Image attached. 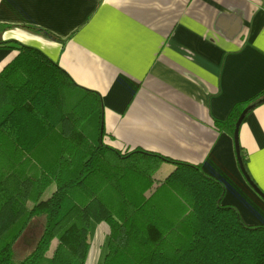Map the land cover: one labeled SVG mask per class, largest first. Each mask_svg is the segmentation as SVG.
Wrapping results in <instances>:
<instances>
[{"label": "trees", "instance_id": "trees-1", "mask_svg": "<svg viewBox=\"0 0 264 264\" xmlns=\"http://www.w3.org/2000/svg\"><path fill=\"white\" fill-rule=\"evenodd\" d=\"M0 49L15 53L0 71V264H86L92 224L107 227L102 264H264V227L245 225L199 165L105 145L98 94L37 49L1 40ZM263 99L235 105L217 130L233 136L242 110ZM162 163L173 170L160 181ZM39 216L34 248L16 260Z\"/></svg>", "mask_w": 264, "mask_h": 264}, {"label": "crops", "instance_id": "crops-1", "mask_svg": "<svg viewBox=\"0 0 264 264\" xmlns=\"http://www.w3.org/2000/svg\"><path fill=\"white\" fill-rule=\"evenodd\" d=\"M0 25L10 27L1 41L39 50L100 96L105 145L199 165L245 225L264 227L233 136L215 126L264 91V0H0ZM14 56L0 49V71ZM254 105L238 144L264 195V99ZM172 170L160 164L155 179Z\"/></svg>", "mask_w": 264, "mask_h": 264}, {"label": "rangeland", "instance_id": "rangeland-1", "mask_svg": "<svg viewBox=\"0 0 264 264\" xmlns=\"http://www.w3.org/2000/svg\"><path fill=\"white\" fill-rule=\"evenodd\" d=\"M153 176L154 178H159L156 172H154ZM52 188L53 187H49L44 197H46L52 191ZM44 221V216L35 217L32 220L31 224L26 230L27 232L25 236H23L13 248L14 258L16 260L22 259L34 248L35 243L44 227ZM91 227V235L89 239L90 245L86 257V264H102L107 252V227L104 224H92ZM54 246L55 243H52L48 255H50Z\"/></svg>", "mask_w": 264, "mask_h": 264}, {"label": "water", "instance_id": "water-1", "mask_svg": "<svg viewBox=\"0 0 264 264\" xmlns=\"http://www.w3.org/2000/svg\"><path fill=\"white\" fill-rule=\"evenodd\" d=\"M255 105H250L247 106L246 108H244L242 110V112L240 113L235 125H234V131H233V142H234V149H235V154H236V159L240 168L241 173L243 174L244 178L246 179V181L248 182V184L250 185V187H252V189L264 200V195H262L259 190L256 188V186L252 183V181L250 180L249 176L247 175L245 168L243 166L242 163V159L240 156V149H239V144H238V132H239V128L240 125L244 119V117L246 116V114L254 107Z\"/></svg>", "mask_w": 264, "mask_h": 264}]
</instances>
